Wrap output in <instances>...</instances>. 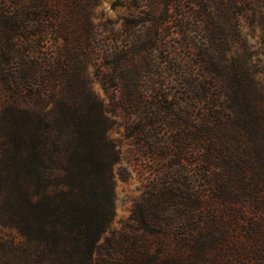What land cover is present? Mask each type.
Here are the masks:
<instances>
[{
	"label": "rangeland",
	"instance_id": "obj_1",
	"mask_svg": "<svg viewBox=\"0 0 264 264\" xmlns=\"http://www.w3.org/2000/svg\"><path fill=\"white\" fill-rule=\"evenodd\" d=\"M18 108L47 135L100 119L119 159L89 253L0 230L7 264H264V0H0V118Z\"/></svg>",
	"mask_w": 264,
	"mask_h": 264
},
{
	"label": "trees",
	"instance_id": "obj_2",
	"mask_svg": "<svg viewBox=\"0 0 264 264\" xmlns=\"http://www.w3.org/2000/svg\"><path fill=\"white\" fill-rule=\"evenodd\" d=\"M10 115L0 118V230L37 258L43 246L65 252L67 241L89 253L115 214V141L88 126L101 122L89 114H71L72 128L58 136L45 134L35 110ZM140 223L152 229L146 218ZM0 245V264H7Z\"/></svg>",
	"mask_w": 264,
	"mask_h": 264
}]
</instances>
